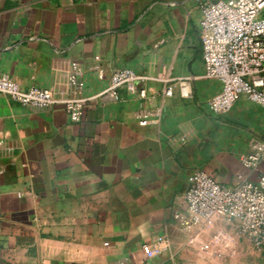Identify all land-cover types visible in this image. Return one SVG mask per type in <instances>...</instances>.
Masks as SVG:
<instances>
[{
	"label": "crops",
	"instance_id": "obj_1",
	"mask_svg": "<svg viewBox=\"0 0 264 264\" xmlns=\"http://www.w3.org/2000/svg\"><path fill=\"white\" fill-rule=\"evenodd\" d=\"M217 1L0 0V69L23 90L73 97L75 67L83 98L123 69L195 79L190 99L174 81L138 82L120 101L94 99L79 123L0 94V264H179L191 175L259 178L264 162L246 169L241 157L264 141V108L209 109L223 85L204 78L200 33Z\"/></svg>",
	"mask_w": 264,
	"mask_h": 264
},
{
	"label": "built area",
	"instance_id": "obj_2",
	"mask_svg": "<svg viewBox=\"0 0 264 264\" xmlns=\"http://www.w3.org/2000/svg\"><path fill=\"white\" fill-rule=\"evenodd\" d=\"M201 42L205 66L204 78L220 81L222 91L209 101V109L218 116L228 114L235 104L246 98L264 108V0H219L203 6ZM80 70L75 67L68 77L75 96L60 99L51 90L31 88L23 90L8 74L0 69V94L28 107L46 109L63 106L72 122H81L86 106L94 99L121 100V90L137 93V83L164 81L176 83L181 96H193L192 77L156 79L139 75L130 69L116 71L109 88L97 96H80ZM174 86L165 90L166 97L174 95ZM146 98V90L138 92ZM143 121L142 124H146ZM246 169L264 162V141L256 140L251 151L241 157ZM234 187L217 182L204 171H195L189 179L184 196L187 215H176L185 232L215 218L236 223L242 236L247 237L254 249L264 254V170L256 181L238 175Z\"/></svg>",
	"mask_w": 264,
	"mask_h": 264
},
{
	"label": "rangeland",
	"instance_id": "obj_3",
	"mask_svg": "<svg viewBox=\"0 0 264 264\" xmlns=\"http://www.w3.org/2000/svg\"><path fill=\"white\" fill-rule=\"evenodd\" d=\"M187 233L184 258L179 264H264V254L241 235L236 223L224 218L197 225Z\"/></svg>",
	"mask_w": 264,
	"mask_h": 264
}]
</instances>
